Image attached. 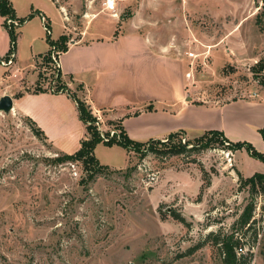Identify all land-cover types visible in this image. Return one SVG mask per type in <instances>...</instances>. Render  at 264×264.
I'll list each match as a JSON object with an SVG mask.
<instances>
[{"label":"rangeland","instance_id":"obj_1","mask_svg":"<svg viewBox=\"0 0 264 264\" xmlns=\"http://www.w3.org/2000/svg\"><path fill=\"white\" fill-rule=\"evenodd\" d=\"M52 1L10 0L16 17L6 24L16 35V59L13 65L8 64L10 55L0 58L7 63H0V98L35 88L52 93L56 63L44 60L50 47L45 20L53 42L65 33L79 40L86 32L83 43L88 44L95 35L108 39L132 31L174 43L182 63L170 68L194 104L183 108L171 103L168 122L155 116L125 120V133L180 134L169 142L154 136L132 139L165 143L129 150L117 143L104 145L118 138L120 130L108 113L90 111L103 138L92 152L103 168L97 174L90 161L67 157L79 150L83 132L88 138L77 107L73 112L50 95L24 99L23 107L46 125L45 139L34 134L29 118L18 109L0 112V264H223L216 242L231 234L242 248L237 257L264 264V194L243 182L264 173V163L245 148L230 149L216 140L202 147L196 141L212 131L261 152L252 143L251 128L239 123L248 105L238 99L264 100L258 80L264 71H253L264 65V22L259 17L264 0H115L112 12L102 0ZM188 52L197 57L188 58ZM189 63L193 71L187 79ZM154 67L149 62L147 71L133 72L129 81L144 80L146 107L163 108L166 103L157 102L162 92L153 87ZM104 71L100 68L98 76L81 72L79 77L96 95L106 84L101 98L107 105L143 107L128 102L121 67H113L109 78ZM81 84L77 86L83 91ZM142 123V131L134 129ZM221 127L234 134L228 137ZM180 144L181 153H168ZM250 204L252 218L240 227L237 221Z\"/></svg>","mask_w":264,"mask_h":264},{"label":"crops","instance_id":"obj_2","mask_svg":"<svg viewBox=\"0 0 264 264\" xmlns=\"http://www.w3.org/2000/svg\"><path fill=\"white\" fill-rule=\"evenodd\" d=\"M50 1L54 4L52 0ZM94 18H92V20ZM4 21L5 19L3 17H0V58H5L10 47L9 36L5 27L3 26ZM116 22H114V24H116ZM85 33L86 32L81 33L82 38L80 37L79 40L69 38L70 35L68 33H65V35L68 37V41L66 42L67 50L59 54L57 66L60 70L61 81L67 86L70 92L75 93L76 96L78 94L80 99L88 105L89 109L92 112L108 113L109 115H111L110 120L114 122H120L123 128V122H125V120H130L131 117L136 116H155L157 119L168 122L170 121V114L172 113V111L169 110L171 103L182 106L183 108L189 107L190 105L194 104L193 101L189 99L192 94L186 91V85L182 87L183 85H181L178 80L175 81L173 77V70L170 68V66L174 64L180 67V64L182 63L181 58L176 55L178 46L174 43H171L166 39H154L151 36H142L136 32L124 31L122 35H111L110 37H108V39H102L103 36L95 35L96 39L89 41L88 44H85L83 43V39L88 36V34ZM98 34H101V32L98 31ZM49 50L50 47H48V51ZM75 50H77V52L74 53L76 55L71 56V54ZM48 51L46 53H48ZM65 58L68 59L65 60ZM15 59L16 50L14 52V58L12 59L13 65ZM149 62H155L157 64V67H154L152 70L157 76V79L153 81L155 83L153 87L159 88L162 92V97H158L157 102H161V104L166 103L167 106L163 108L153 106L151 107V109H147V105L145 104H147L146 102L148 100V92L146 90L148 85H146V82L142 79L139 80L140 83H132L131 81H129L133 79L131 77V74L133 72L147 71ZM189 65L190 63L188 64V68ZM113 67L114 69L117 67H121L125 75H127L124 85L126 87V90L128 91L127 94L130 98L128 102H140L143 104V107H138L135 109L134 106L130 107L128 105L118 108L115 106L107 105L102 101L101 98V94H107L104 88L106 84L101 87L102 91H100V93L96 95L92 92L90 83L85 82L84 79L79 77L81 72H83V74L95 73L96 76H98L100 74V68H102L104 73L105 69L108 70L106 76L109 78L112 74ZM100 80L101 78L98 80V87L101 86ZM80 81H83L82 84H85V90L83 91L79 90L77 86V84H81ZM164 90H166V92ZM19 93H23L21 97H11L13 100V107L18 109V111H20L24 116L32 120L40 130L42 129V132H44V135L46 136H48L46 125L43 123L42 119L37 115V113L23 107L22 101L24 99H26L27 97L37 98L50 95L56 100L62 101L65 104L69 105V108L72 109L73 112H76L75 101L72 100V98H70L66 93H32V91H19ZM165 93H169V96L166 98L164 97ZM238 100L240 101V103H246V105H248V108L244 106V112L240 113L242 116H244V118L243 120L239 121V123L246 129L247 127L251 128L247 129V131H250V135L253 138L252 143L255 145V147L258 148V150L264 152V143L258 132V130L264 126V100H250L252 103L249 102V100L247 102L245 99ZM229 102H226L224 104H227ZM144 124L145 123H142L139 125L140 127L136 126L134 129L140 128V130L142 131L144 128ZM109 125L110 123H108V126ZM127 129L128 128H126V130ZM172 129L173 127L170 128V130ZM221 129L225 134H227L228 137L231 136V134H234L230 131H227L223 127H221ZM167 132L169 131L162 130L160 132L151 133L150 135H148V137H145L142 134L131 132L129 130H127V134H125L130 139H144L154 136V138L160 137V139L158 140H163L164 138H166V135L163 134H166ZM81 136H83V140H85L86 135L84 136V132ZM67 154L70 155L71 153L68 152Z\"/></svg>","mask_w":264,"mask_h":264},{"label":"trees","instance_id":"obj_3","mask_svg":"<svg viewBox=\"0 0 264 264\" xmlns=\"http://www.w3.org/2000/svg\"><path fill=\"white\" fill-rule=\"evenodd\" d=\"M0 17H3L5 19V21L3 22V26L5 27L8 33V36H9L10 47L5 57L10 55V58L13 59L14 52L16 49V35L14 33L13 27L7 26L6 24L7 20L13 21L16 17L14 10L10 6V0H0ZM259 17L264 22V4L262 5V9L259 14ZM20 22H23V20L18 21V23ZM47 34H48L47 42L50 48L55 47L56 49H58L57 50L58 56L59 54L67 50V46H66L67 37L66 36L62 35L58 41L53 42V41H50L49 33ZM58 56L56 58L57 62H58ZM44 60L46 64H50V63H52V65L54 64V62L51 60L50 50L48 51L47 55L44 56ZM57 62H56V65H54V67L52 68L54 71L53 72L54 74L53 75L51 74V82L54 83L53 85H51L52 93H55V94L66 93L68 94L70 98H72V100L75 101L80 120L84 123L87 134H88V138L81 142L79 150L75 152L74 154L67 155V157H71L77 160L83 159L84 161H90V164L88 163L89 167L91 168L94 165L93 170H95L96 174L101 173L103 168L98 167V164L96 163V161L94 160L92 156V152L95 146L99 142L103 141V138L100 136V134L97 132V129L94 127L93 122L95 120L91 115V112H90L91 110L89 109V107L80 98H77L75 95L69 94L70 93L69 89L61 81V74L57 66ZM257 65H258L257 66L258 68L257 67L253 68L254 73L263 72L264 71L263 62ZM259 76H260L258 77L259 83L264 87V76H261V75ZM39 92H47V91L41 88H35L32 91V93H39ZM22 94L23 93L16 94L15 98L21 97ZM147 109H151V107H147ZM29 121L32 124L31 126L33 128L34 134L37 135L38 137H42L45 139V135L43 134L42 130H40L32 120L29 119ZM112 125L116 126L120 130V135L118 138L116 137L115 139L114 138L110 139L111 141L110 140L105 141L104 145H111L113 143L114 144L117 143V144H120L124 149L129 150L130 148L138 149L140 146L147 144V143H157V144H162V145L163 143H165L162 141H148L146 143L135 142L125 134L120 122H114L112 123ZM258 132L264 143V126L261 129H259ZM179 135H180L179 133L170 134L169 136L166 137V141L169 142L170 140L175 139ZM214 140L219 141V142H225L226 146L230 149L236 150V149L245 148L248 150V153L253 158L264 163V152L259 153L255 151L252 148V146L247 143L233 144L232 142H229L221 133H214L210 131V133L206 134L205 136H202L196 139V141H199V145H201L202 147L203 146L207 147L210 144V142ZM183 150H184V147L181 144L174 145L167 149L168 153H172V154L181 153ZM243 182L249 185L251 190L254 191L255 193L259 192L261 194H264V173H255L251 177H249L247 180H243ZM174 218L176 220L177 219L179 220L178 216H174ZM251 218H252V206L250 204V206H247L244 209L243 213L239 217V220L237 221V224L240 227H245L249 224ZM216 244L219 245L220 253L221 255H223V264H248L247 261L242 258V256L240 257L236 256L237 255L236 248L239 247L240 243L238 240L234 239V234H231L223 238L222 240L217 241ZM263 244H264V238H263ZM262 254H263V259H264V249H263Z\"/></svg>","mask_w":264,"mask_h":264},{"label":"built area","instance_id":"obj_4","mask_svg":"<svg viewBox=\"0 0 264 264\" xmlns=\"http://www.w3.org/2000/svg\"><path fill=\"white\" fill-rule=\"evenodd\" d=\"M115 4H116V3H115V0H102V5H103L104 9L107 10V11H111V12L114 11V10H115ZM43 21H44V20H43ZM11 22L13 23L12 20H7V23H11ZM15 24H16V23H15ZM43 28H44V30H45L47 33H50L49 28L46 26L45 21H44ZM52 50H53V52L51 53V58H52V61L54 60L53 62L56 63L57 61H56L54 55H55V54L58 55V52H57V50L55 49V47H53ZM187 57H188V58H191V59H195V57H197V55H196L195 53H193V52H188V53H187ZM56 58H57V57H56ZM0 63H1V65H3V66H5V65L7 64V63L3 62L2 59L0 60ZM12 63H13V60H12V58H10V59L8 60V64H12ZM192 71H193V65L190 64V65H189V71L186 72V74H185V77H186L187 79H190V78H191ZM241 250H242V248L239 246V247L236 249V253L238 254V251L240 252Z\"/></svg>","mask_w":264,"mask_h":264},{"label":"water","instance_id":"obj_5","mask_svg":"<svg viewBox=\"0 0 264 264\" xmlns=\"http://www.w3.org/2000/svg\"><path fill=\"white\" fill-rule=\"evenodd\" d=\"M13 109V100L10 96L4 95L0 98V112L8 113Z\"/></svg>","mask_w":264,"mask_h":264}]
</instances>
